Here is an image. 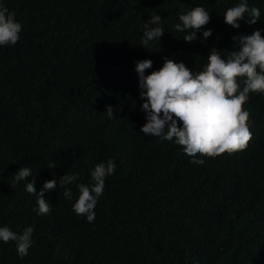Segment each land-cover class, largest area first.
<instances>
[{
  "label": "trees",
  "instance_id": "obj_1",
  "mask_svg": "<svg viewBox=\"0 0 264 264\" xmlns=\"http://www.w3.org/2000/svg\"><path fill=\"white\" fill-rule=\"evenodd\" d=\"M22 24L15 45L0 47V227L32 246L20 258L15 242L0 241V264H264V94L250 93L252 139L247 148L191 163L175 141L146 136L136 62L158 71L165 57L202 70L211 50H233L234 36L264 35V0H248L261 20L223 16L240 0H0ZM204 7L210 23L191 43L179 15ZM160 15L164 35L142 47L144 23ZM247 19V14L245 16ZM212 31L205 39L203 32ZM112 106L114 118L107 116ZM109 159L95 220L73 211L78 184L93 185L95 166ZM55 163V169L48 165ZM30 167L32 177L13 185ZM67 187L45 193L39 215L26 191L66 174Z\"/></svg>",
  "mask_w": 264,
  "mask_h": 264
},
{
  "label": "clouds",
  "instance_id": "obj_2",
  "mask_svg": "<svg viewBox=\"0 0 264 264\" xmlns=\"http://www.w3.org/2000/svg\"><path fill=\"white\" fill-rule=\"evenodd\" d=\"M247 14V19L245 16ZM223 19L234 29L240 28L239 21L255 25L261 20V10L249 7L248 0H240L225 12ZM211 20L210 13L201 6L192 8L187 14H180L174 25L178 32L189 30L183 37L186 42H193L197 33ZM160 15L152 16L144 23L142 47L148 48L150 41L159 40L164 35L160 26ZM22 24L16 20L15 13L0 2V47L15 45L20 39ZM212 36L211 30L203 32L205 39ZM236 42L227 56L213 48L202 70L193 71L183 62L165 57L163 66L158 71L146 75V70L153 67L150 59L137 61L136 72L139 78L141 100L145 101L142 110L146 113V124L141 131L146 136L159 137L162 141H175L183 152L191 158V163L203 165L201 157H219L225 153L233 154L245 150L251 141L250 112L245 104L250 93L264 94V35L260 30L251 35L234 36ZM107 116L114 118L112 106L107 107ZM49 169L57 165L50 163ZM116 164L109 159L97 164L91 173L94 184H78L79 197L73 204L77 215H84L88 222H94V209L98 198L103 194L105 179L115 173ZM13 185L32 177L30 167H21L13 176ZM76 174H66L59 180L53 178L43 184L37 194L36 180L32 178L26 184V191L37 197L39 215H48L52 205L46 200L45 193L64 188V197L72 199V192L67 187L78 180ZM34 229L27 227L22 234L9 227H0V241L15 242L20 258L28 255L32 246Z\"/></svg>",
  "mask_w": 264,
  "mask_h": 264
}]
</instances>
